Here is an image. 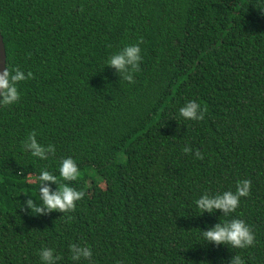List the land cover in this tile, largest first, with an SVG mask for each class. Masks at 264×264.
Listing matches in <instances>:
<instances>
[{
	"label": "trees",
	"instance_id": "obj_1",
	"mask_svg": "<svg viewBox=\"0 0 264 264\" xmlns=\"http://www.w3.org/2000/svg\"><path fill=\"white\" fill-rule=\"evenodd\" d=\"M0 29L7 67L34 76L0 105V264H42L43 248L57 264H264V0H0ZM140 38L129 83L107 61ZM193 100L203 121L179 115ZM33 131L54 156L24 149ZM65 158L77 181L60 176ZM44 169L85 193L74 212L21 208L42 205ZM244 179L231 216L197 207ZM231 219L254 247L206 243L200 230ZM72 244L92 260L73 261Z\"/></svg>",
	"mask_w": 264,
	"mask_h": 264
},
{
	"label": "clouds",
	"instance_id": "obj_2",
	"mask_svg": "<svg viewBox=\"0 0 264 264\" xmlns=\"http://www.w3.org/2000/svg\"><path fill=\"white\" fill-rule=\"evenodd\" d=\"M143 38L135 44L126 45L123 49L109 57L107 66L115 68L118 75L124 81L135 83L134 74L140 71L142 62V54L140 45L143 44ZM33 73L28 72L27 75L19 68L14 70L9 69L0 74V105H13L21 99L19 84L27 79H33ZM206 108L201 106L196 101H189L179 109V115L190 121H203ZM37 133L33 131L23 143V147L33 157L41 160H48L50 156L55 155V145L43 146L36 139ZM184 153L192 154L190 147L183 149ZM195 157L203 159V154L196 150ZM60 176L66 182H74L80 176V169L72 158H65L61 161L59 168ZM38 180L40 182L39 196L42 201L41 206H37L36 202L29 198L24 205L21 206L35 211L38 215L45 213L60 212L63 214L71 213L76 210L77 202L81 201L85 193L68 183L60 185L57 177L50 173L47 169L41 171ZM50 184L57 185V190L49 186ZM251 194V180L244 179L238 181L236 191H225L222 194L215 195L204 194L195 203L200 211L204 213L215 214L221 211L223 216L228 217L236 213L240 207L241 198L249 197ZM26 195V194H25ZM70 218V217H69ZM206 243L215 244L216 246L225 245L230 248L246 249L254 247L256 237L253 229L242 219L226 220L223 223H218L214 228H209L207 231L200 230ZM71 259L80 261L81 259L91 261L93 252L90 247L72 244L70 247ZM42 264H57L60 257L54 254L50 248H43L40 253ZM231 264H245V261L240 255H235Z\"/></svg>",
	"mask_w": 264,
	"mask_h": 264
},
{
	"label": "water",
	"instance_id": "obj_3",
	"mask_svg": "<svg viewBox=\"0 0 264 264\" xmlns=\"http://www.w3.org/2000/svg\"><path fill=\"white\" fill-rule=\"evenodd\" d=\"M7 68V51L4 42V37L0 29V74H2ZM2 96H0L1 99Z\"/></svg>",
	"mask_w": 264,
	"mask_h": 264
}]
</instances>
